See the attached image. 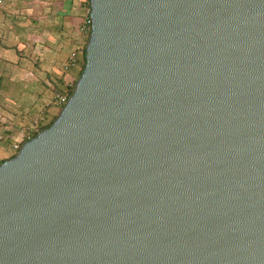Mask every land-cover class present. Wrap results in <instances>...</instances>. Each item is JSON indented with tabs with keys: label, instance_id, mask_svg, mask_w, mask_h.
I'll list each match as a JSON object with an SVG mask.
<instances>
[{
	"label": "water",
	"instance_id": "water-1",
	"mask_svg": "<svg viewBox=\"0 0 264 264\" xmlns=\"http://www.w3.org/2000/svg\"><path fill=\"white\" fill-rule=\"evenodd\" d=\"M86 65L0 165V264H264V0H90Z\"/></svg>",
	"mask_w": 264,
	"mask_h": 264
},
{
	"label": "crops",
	"instance_id": "crops-1",
	"mask_svg": "<svg viewBox=\"0 0 264 264\" xmlns=\"http://www.w3.org/2000/svg\"><path fill=\"white\" fill-rule=\"evenodd\" d=\"M90 12V0L7 1L0 14V163L16 153L20 130L57 112L54 92L78 82L79 66L67 65L84 45Z\"/></svg>",
	"mask_w": 264,
	"mask_h": 264
},
{
	"label": "built area",
	"instance_id": "built-area-1",
	"mask_svg": "<svg viewBox=\"0 0 264 264\" xmlns=\"http://www.w3.org/2000/svg\"><path fill=\"white\" fill-rule=\"evenodd\" d=\"M8 0H0V14L4 10L6 3ZM91 30V20H89L85 27L83 28V31L85 34H87ZM78 64V53L73 52L70 56L69 63L67 65V69L76 67ZM71 96L68 95V93L58 95L55 97L54 104L57 108H64ZM21 133V140L17 141L13 144V149L15 151H19L20 147L23 142H28L32 140L33 135L37 133H41V121L36 120L28 129L26 130H20ZM4 135H0V140H4Z\"/></svg>",
	"mask_w": 264,
	"mask_h": 264
},
{
	"label": "trees",
	"instance_id": "trees-1",
	"mask_svg": "<svg viewBox=\"0 0 264 264\" xmlns=\"http://www.w3.org/2000/svg\"><path fill=\"white\" fill-rule=\"evenodd\" d=\"M90 35H91V30L85 34V37H84V45L82 47V49L80 50V52H78V66H79V77H78V80L79 78L81 77L83 71H84V68H85V65H86V49H87V44L89 42V38H90ZM76 85H77V82L74 83L72 86L66 88L65 90H58L56 92H54V98L57 97L58 95H62V94H65V93H68L69 96H72L75 92V89H76ZM55 101V99H54ZM54 101H53V104H54ZM53 108H54V105H52ZM56 109V113L55 114H52L50 115L49 113L46 114L45 118L47 120H44V121H41V132L50 128L52 126V124L57 120V118L59 117V115L61 114V111H62V108H55ZM39 135V133L37 134H34L33 135V139L36 138L37 136ZM27 143V142H23L21 147H20V150L22 149L23 145ZM19 150V151H20ZM19 151H16V153L14 154V156H12L10 159H13L18 153ZM4 163V162H2ZM0 163V165L2 164Z\"/></svg>",
	"mask_w": 264,
	"mask_h": 264
},
{
	"label": "rangeland",
	"instance_id": "rangeland-1",
	"mask_svg": "<svg viewBox=\"0 0 264 264\" xmlns=\"http://www.w3.org/2000/svg\"><path fill=\"white\" fill-rule=\"evenodd\" d=\"M47 109V108H46ZM49 109H50V107H49ZM3 141V140H2ZM8 145V144H7Z\"/></svg>",
	"mask_w": 264,
	"mask_h": 264
}]
</instances>
